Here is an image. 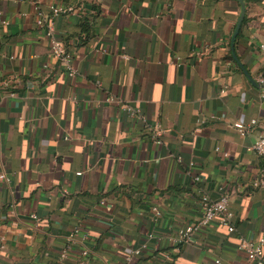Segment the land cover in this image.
<instances>
[{
  "label": "crops",
  "instance_id": "1",
  "mask_svg": "<svg viewBox=\"0 0 264 264\" xmlns=\"http://www.w3.org/2000/svg\"><path fill=\"white\" fill-rule=\"evenodd\" d=\"M244 2L233 42L236 0H0V264H247L240 238H264V0ZM37 7L74 8L55 22L74 76ZM203 194L229 197L236 232L178 243Z\"/></svg>",
  "mask_w": 264,
  "mask_h": 264
},
{
  "label": "built area",
  "instance_id": "2",
  "mask_svg": "<svg viewBox=\"0 0 264 264\" xmlns=\"http://www.w3.org/2000/svg\"><path fill=\"white\" fill-rule=\"evenodd\" d=\"M74 12V8L57 7L53 8L50 14H45L39 11V8L37 7V26L44 30L52 57L66 67L70 76L75 75V71L70 68V63L73 60V56L66 48L64 42L58 38L55 22L60 16L71 15ZM262 48L264 49V47ZM262 81L264 82V75ZM110 101H113V99H111ZM127 110L131 114H135L136 112L131 107H128ZM256 124V120H252L247 127H245L244 124H237L236 126L238 127L239 132H241L242 135H245L247 132V128L254 127ZM251 149L259 157H264V136H259ZM1 178L6 179L4 175H2ZM253 187L255 189L262 188L264 190V178L259 182L256 181L253 184ZM200 204L201 218L198 221L189 224L180 230L178 243L183 244L190 242L196 235V233L201 232L214 223H219L220 225L226 227L228 229V232L232 234L236 232L234 226L235 214L231 208L229 197L227 195H222L219 199L213 200L209 196L203 194ZM154 212L156 217H160L161 214L158 209H154ZM32 217L34 219H37L36 216ZM77 233L78 230H75L74 234L71 236V239L74 238L75 234ZM154 237V234L149 235V239L151 240ZM70 247L71 246H68L63 251L62 260L68 258ZM147 248L148 244L146 243L142 246V248L137 250L126 249L125 261L127 263L133 262V260L139 257L142 254V251L146 250ZM238 249L246 254L247 264H264V238L261 237L256 241H250L245 238H240ZM83 254L86 256L87 252H84ZM216 264H220V262L217 261Z\"/></svg>",
  "mask_w": 264,
  "mask_h": 264
},
{
  "label": "water",
  "instance_id": "3",
  "mask_svg": "<svg viewBox=\"0 0 264 264\" xmlns=\"http://www.w3.org/2000/svg\"><path fill=\"white\" fill-rule=\"evenodd\" d=\"M236 1H238L240 6H241V14L239 16V19H238V22H237V26H236V29H235L234 34H233V42H235L236 38L239 35L240 29L242 27V24H243V21H244V18H245V13H246V6H245L244 0H236ZM232 50H233V47H232ZM242 70L245 73V75L247 76V78L249 79V81L253 85L257 86V83L251 78V76L249 75V73L247 72V70L243 66H242Z\"/></svg>",
  "mask_w": 264,
  "mask_h": 264
},
{
  "label": "trees",
  "instance_id": "4",
  "mask_svg": "<svg viewBox=\"0 0 264 264\" xmlns=\"http://www.w3.org/2000/svg\"><path fill=\"white\" fill-rule=\"evenodd\" d=\"M262 159H263V163H262V168H263V170H264V157H261Z\"/></svg>",
  "mask_w": 264,
  "mask_h": 264
}]
</instances>
